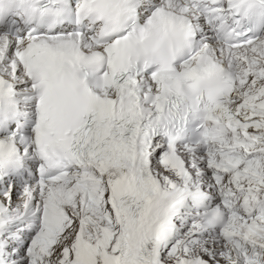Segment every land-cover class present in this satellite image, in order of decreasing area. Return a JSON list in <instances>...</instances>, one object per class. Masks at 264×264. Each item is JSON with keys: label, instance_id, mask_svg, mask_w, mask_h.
I'll list each match as a JSON object with an SVG mask.
<instances>
[{"label": "snow or ice", "instance_id": "obj_1", "mask_svg": "<svg viewBox=\"0 0 264 264\" xmlns=\"http://www.w3.org/2000/svg\"><path fill=\"white\" fill-rule=\"evenodd\" d=\"M0 264H264V0H0Z\"/></svg>", "mask_w": 264, "mask_h": 264}]
</instances>
